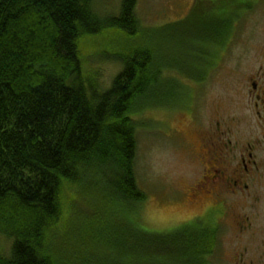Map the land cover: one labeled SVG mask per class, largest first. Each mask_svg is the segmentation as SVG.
Segmentation results:
<instances>
[{
  "label": "trees",
  "instance_id": "16d2710c",
  "mask_svg": "<svg viewBox=\"0 0 264 264\" xmlns=\"http://www.w3.org/2000/svg\"><path fill=\"white\" fill-rule=\"evenodd\" d=\"M137 4L121 0L101 17L94 0H0V264H206L207 226L151 231L137 219L147 194L136 177V116L174 106L185 90L139 45L148 29ZM195 10L162 29L182 33ZM106 28L138 44L102 52L122 68L101 87L84 73L81 45Z\"/></svg>",
  "mask_w": 264,
  "mask_h": 264
},
{
  "label": "flooded vegetation",
  "instance_id": "af4514ba",
  "mask_svg": "<svg viewBox=\"0 0 264 264\" xmlns=\"http://www.w3.org/2000/svg\"><path fill=\"white\" fill-rule=\"evenodd\" d=\"M208 37L209 50L197 51L198 60L179 70L206 78L237 41L231 82L216 98L223 102L206 98L203 81L182 78L181 95L193 114L176 104L166 108L177 110L183 126L162 120L190 167L187 200L204 204L183 225L199 222L213 232L206 264H264V0H227L222 25Z\"/></svg>",
  "mask_w": 264,
  "mask_h": 264
},
{
  "label": "rangeland",
  "instance_id": "374dc122",
  "mask_svg": "<svg viewBox=\"0 0 264 264\" xmlns=\"http://www.w3.org/2000/svg\"><path fill=\"white\" fill-rule=\"evenodd\" d=\"M94 1L101 17L117 14L121 2V0ZM226 1L138 0L137 15L142 25L148 29L139 45L145 43L150 45L156 50L158 60L164 66L175 69L170 71L165 68V76L179 80L183 78L184 82H190L189 78L181 76L178 66L183 65L186 58L195 56L198 50H208L207 47H211V40L204 34H208L209 31L211 33L217 25V20L211 18L212 16H220L223 19ZM192 8H196V14L188 25L184 26L182 33L177 27L170 28V31L162 29L163 25L185 19ZM258 13L261 14L262 11ZM132 44L137 46L138 40L128 38L117 28H106L101 34L82 43L83 70L87 78H98L101 87H108L121 70L122 64L104 58L101 56L102 52L107 51L112 54L117 49L121 50ZM238 46L237 41L233 42L220 64L201 80L205 83L201 92L206 93V98L216 102L215 104L223 102L216 101V98L226 93L228 83L231 82L233 72L230 68L234 62L231 52L237 51ZM185 101L183 98L176 99L175 106L178 104L181 107L184 103L182 108L192 115L193 105L190 101ZM175 106L174 109H177L178 107ZM170 108H150L136 116L143 122L137 133L136 177L139 186L147 194V199L139 207L137 219L140 218L141 225L151 231H172L186 223L183 221L197 213L199 208L204 207L201 202L187 200L186 192L183 190L190 183L187 174L190 167L184 153L178 147V138L169 128H165L164 123L169 122L179 127L183 126V121L180 119L181 116L175 113L177 110L172 113L168 110ZM187 135L192 140V133L187 132ZM204 203L207 204V201L205 200ZM6 245L8 243L0 238V251Z\"/></svg>",
  "mask_w": 264,
  "mask_h": 264
}]
</instances>
